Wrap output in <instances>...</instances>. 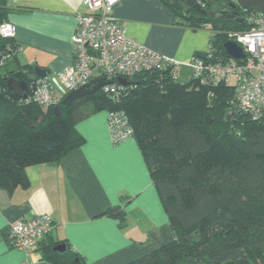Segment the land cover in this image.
Listing matches in <instances>:
<instances>
[{"label":"trees","instance_id":"obj_1","mask_svg":"<svg viewBox=\"0 0 264 264\" xmlns=\"http://www.w3.org/2000/svg\"><path fill=\"white\" fill-rule=\"evenodd\" d=\"M163 2L177 26L210 31L206 62L228 60L224 44L249 30L250 17L259 11L231 0H206L203 10L180 0ZM10 13L0 0V25ZM232 13L236 19L226 17ZM19 49L16 39L0 36V60L8 56L0 68V187L27 189L29 166L57 163L84 143L78 122L100 111H121L174 233L172 241L130 264H264V113L255 118L240 111L234 85L201 84L194 77L182 84L171 69H156L132 77L119 101L100 89L69 106L62 98L57 114L55 107L25 103L8 89V79H26L33 69L11 66ZM105 215L125 222L120 208ZM5 237L12 247L8 232ZM59 244L46 246L44 258L87 264L72 247L56 251Z\"/></svg>","mask_w":264,"mask_h":264},{"label":"crops","instance_id":"obj_2","mask_svg":"<svg viewBox=\"0 0 264 264\" xmlns=\"http://www.w3.org/2000/svg\"><path fill=\"white\" fill-rule=\"evenodd\" d=\"M234 1L264 12V0ZM6 2L11 10L8 21L17 27L20 46L11 66L46 69V77L62 93L58 75L74 63L72 36L76 16L87 13L83 0ZM114 14L127 35L179 62V75L193 71L194 57L208 50L210 31L177 26L163 0H121ZM94 75L98 76L95 71ZM76 129L84 143L57 163L29 166L27 189L0 187V264H54L44 258L51 243L72 247L87 264H130L173 240L169 218L136 139L114 144L106 110L78 122ZM115 208L125 212L123 224L105 215ZM36 214L52 216V234L41 237L28 251L10 247L5 237L8 224Z\"/></svg>","mask_w":264,"mask_h":264},{"label":"built area","instance_id":"obj_3","mask_svg":"<svg viewBox=\"0 0 264 264\" xmlns=\"http://www.w3.org/2000/svg\"><path fill=\"white\" fill-rule=\"evenodd\" d=\"M120 1L83 0L87 13L76 16L72 36L74 63L58 75L63 92L59 94L47 77L38 79L29 86L27 97L21 98L25 103L58 107L62 98L96 78H104L106 83L101 89L106 96L119 101L129 86L122 85L119 78L131 80L142 72L156 69H171V75L176 79L179 77V62L127 35L124 25L114 14V8ZM250 21L249 30L230 35L231 41L243 49L244 59L229 56L226 61L206 62L208 53L205 52L204 58L194 57L192 77L201 84L234 85L238 109L257 118L264 113V12H255ZM16 35L17 27L13 23L7 21L0 25L1 37L16 39ZM6 59L8 56L0 60V68ZM95 70L100 75L95 76ZM109 130L114 144L131 139L134 134L127 116L121 111L109 113ZM53 229L51 215L36 214L10 222L8 240L13 248L28 251Z\"/></svg>","mask_w":264,"mask_h":264},{"label":"water","instance_id":"obj_4","mask_svg":"<svg viewBox=\"0 0 264 264\" xmlns=\"http://www.w3.org/2000/svg\"><path fill=\"white\" fill-rule=\"evenodd\" d=\"M182 3H185L186 5L190 6V7H195L198 10H203V6L206 0H180ZM203 12H206L205 10ZM210 15H213V13H210ZM227 18L229 19H236V15L235 14H227L226 15ZM224 48L226 53L231 56L232 58L235 59H244L245 58V54L243 49L236 43L233 41H228L224 44ZM199 57L204 58L205 57V53L204 54H200ZM47 76V70L44 68H41L39 66H35L33 68V71L28 73L26 76V79L24 80H18L16 77H12L10 79H8L7 81V87L10 91L13 92L14 96L17 98H26L27 97V93L29 91V86L30 83H34L36 82L38 79H43ZM119 82L122 85L128 86V85H132L133 81L129 80V79H125V78H119ZM106 81L104 78H96L93 79L90 84L81 87L73 92H71L70 94H68L67 96H65L63 103L67 106L71 105L76 99L83 97V96H87V95H91L94 94L96 92H98L101 87H103L105 85ZM54 112L59 114V108L55 107L54 108ZM24 123L30 127H33V125L28 121V120H24ZM66 247L64 244L58 245L55 250L59 251V252H63L65 251Z\"/></svg>","mask_w":264,"mask_h":264},{"label":"rangeland","instance_id":"obj_5","mask_svg":"<svg viewBox=\"0 0 264 264\" xmlns=\"http://www.w3.org/2000/svg\"><path fill=\"white\" fill-rule=\"evenodd\" d=\"M95 72L98 73L97 70H95ZM192 75H193V71L192 70H190V69L189 70L188 69L187 70H184L182 72V74L179 75V77L177 78V81L179 83H182V84L188 83L192 79Z\"/></svg>","mask_w":264,"mask_h":264},{"label":"clouds","instance_id":"obj_6","mask_svg":"<svg viewBox=\"0 0 264 264\" xmlns=\"http://www.w3.org/2000/svg\"><path fill=\"white\" fill-rule=\"evenodd\" d=\"M67 96V95H66Z\"/></svg>","mask_w":264,"mask_h":264}]
</instances>
